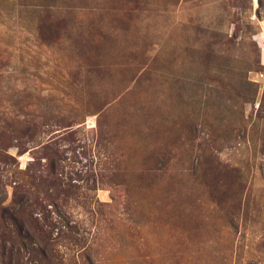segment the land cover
I'll return each instance as SVG.
<instances>
[{"label":"rangeland","instance_id":"374dc122","mask_svg":"<svg viewBox=\"0 0 264 264\" xmlns=\"http://www.w3.org/2000/svg\"><path fill=\"white\" fill-rule=\"evenodd\" d=\"M0 264H264V0H0Z\"/></svg>","mask_w":264,"mask_h":264},{"label":"trees","instance_id":"16d2710c","mask_svg":"<svg viewBox=\"0 0 264 264\" xmlns=\"http://www.w3.org/2000/svg\"><path fill=\"white\" fill-rule=\"evenodd\" d=\"M45 1H47V0H45ZM49 2L50 1H52V0H48ZM44 20L42 19V20H39L38 19V24H40V22L42 23V24H45L44 22H43ZM51 25V23L50 22H48L47 20H46V24L44 25L46 28H48L49 26ZM38 29H40V25H38ZM40 32V31H39Z\"/></svg>","mask_w":264,"mask_h":264}]
</instances>
